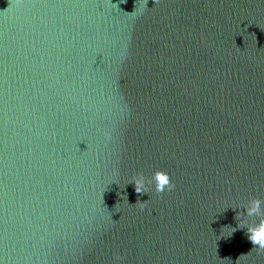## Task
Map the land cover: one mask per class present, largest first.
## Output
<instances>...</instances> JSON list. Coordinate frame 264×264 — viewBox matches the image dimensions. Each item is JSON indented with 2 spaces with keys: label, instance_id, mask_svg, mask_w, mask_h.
<instances>
[{
  "label": "water",
  "instance_id": "obj_1",
  "mask_svg": "<svg viewBox=\"0 0 264 264\" xmlns=\"http://www.w3.org/2000/svg\"><path fill=\"white\" fill-rule=\"evenodd\" d=\"M262 219L264 0H0V264H247Z\"/></svg>",
  "mask_w": 264,
  "mask_h": 264
},
{
  "label": "clouds",
  "instance_id": "obj_2",
  "mask_svg": "<svg viewBox=\"0 0 264 264\" xmlns=\"http://www.w3.org/2000/svg\"><path fill=\"white\" fill-rule=\"evenodd\" d=\"M143 179H144L143 174L141 173L139 174L138 180L130 181V182H134L137 192H142V191L146 192L141 187V185L143 184ZM151 183L153 184L154 190L156 192L171 191L175 187L171 176L167 172L162 170H156L153 173L151 178ZM146 201L147 200L141 203L143 204ZM260 204L261 202L259 200H253L251 208L248 209V214L249 215L258 214L260 209ZM248 232L250 233L248 238L252 241V243L256 245L257 248L264 249V219L260 220L258 225L249 228Z\"/></svg>",
  "mask_w": 264,
  "mask_h": 264
}]
</instances>
